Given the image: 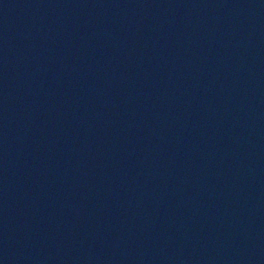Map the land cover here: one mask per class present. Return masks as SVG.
Returning a JSON list of instances; mask_svg holds the SVG:
<instances>
[{"label": "water", "instance_id": "1", "mask_svg": "<svg viewBox=\"0 0 264 264\" xmlns=\"http://www.w3.org/2000/svg\"><path fill=\"white\" fill-rule=\"evenodd\" d=\"M0 264H264V0H0Z\"/></svg>", "mask_w": 264, "mask_h": 264}]
</instances>
